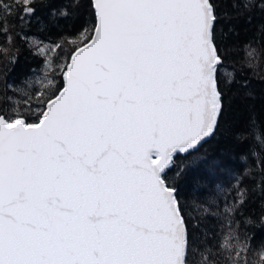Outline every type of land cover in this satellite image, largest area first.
I'll use <instances>...</instances> for the list:
<instances>
[{
    "label": "snow or ice",
    "instance_id": "snow-or-ice-1",
    "mask_svg": "<svg viewBox=\"0 0 264 264\" xmlns=\"http://www.w3.org/2000/svg\"><path fill=\"white\" fill-rule=\"evenodd\" d=\"M44 3L0 0V32L70 17L45 21ZM91 10L87 26L37 45L51 78L0 97V264H264V244L250 261L232 229L200 242L169 175L223 115L217 0H91ZM243 184L217 187L226 215H242Z\"/></svg>",
    "mask_w": 264,
    "mask_h": 264
},
{
    "label": "trees",
    "instance_id": "trees-1",
    "mask_svg": "<svg viewBox=\"0 0 264 264\" xmlns=\"http://www.w3.org/2000/svg\"><path fill=\"white\" fill-rule=\"evenodd\" d=\"M217 3L221 15L217 37L224 52L223 115L214 135L195 151L177 154L169 175L176 178L185 211L198 225L200 242L217 244L232 229L240 239L250 241V250L242 255L257 261L264 244L260 223L264 218V5L261 0ZM244 3L250 6L245 8ZM61 9L70 17H57L55 25L41 28L33 22L31 27L0 32V97L13 94L9 85L16 89L31 83V91H35L39 81L51 78L55 64L46 65L37 54L39 42L50 45L62 32L91 21V0H45L37 15L47 21L50 13ZM250 49H255L252 57ZM237 176L243 178L249 198L242 215L228 216L215 193L218 186L231 185Z\"/></svg>",
    "mask_w": 264,
    "mask_h": 264
},
{
    "label": "water",
    "instance_id": "water-1",
    "mask_svg": "<svg viewBox=\"0 0 264 264\" xmlns=\"http://www.w3.org/2000/svg\"><path fill=\"white\" fill-rule=\"evenodd\" d=\"M206 139H208V138H206ZM202 143H203V142H202ZM202 143H201V144H202ZM201 144H200V145H201ZM200 145H198V147H199Z\"/></svg>",
    "mask_w": 264,
    "mask_h": 264
}]
</instances>
